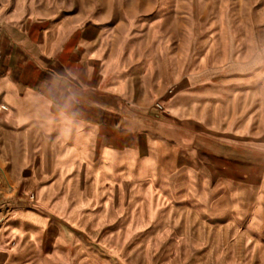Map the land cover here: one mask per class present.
Returning a JSON list of instances; mask_svg holds the SVG:
<instances>
[{
	"label": "rangeland",
	"instance_id": "374dc122",
	"mask_svg": "<svg viewBox=\"0 0 264 264\" xmlns=\"http://www.w3.org/2000/svg\"><path fill=\"white\" fill-rule=\"evenodd\" d=\"M64 4L101 26L108 81L147 107L135 127L172 131L179 105L198 117V135L184 137L198 136L197 169L189 183L158 170L133 185L119 171L107 188L87 178L56 193L50 178L24 187L25 163L0 159V264H264V168L253 162L264 158V0Z\"/></svg>",
	"mask_w": 264,
	"mask_h": 264
},
{
	"label": "crops",
	"instance_id": "0c3cea01",
	"mask_svg": "<svg viewBox=\"0 0 264 264\" xmlns=\"http://www.w3.org/2000/svg\"><path fill=\"white\" fill-rule=\"evenodd\" d=\"M66 1L72 0H0V146L16 148L14 158L0 159L25 163L24 187L50 178L56 193L79 192L87 178L98 190L107 188L119 171H131L133 185V178H150L158 170L180 183L194 180L198 117L184 119L189 108L179 105L171 108L181 118L172 131L163 124L154 130L145 123L143 131L135 127L133 119L147 107L126 99L108 81L101 26L71 12ZM194 131L196 142L185 141ZM261 154L253 162L264 168ZM185 155L190 165L183 164ZM19 214L33 225L47 222L34 211Z\"/></svg>",
	"mask_w": 264,
	"mask_h": 264
},
{
	"label": "built area",
	"instance_id": "2783aa9c",
	"mask_svg": "<svg viewBox=\"0 0 264 264\" xmlns=\"http://www.w3.org/2000/svg\"><path fill=\"white\" fill-rule=\"evenodd\" d=\"M158 107H160V105H158ZM5 108V107H4Z\"/></svg>",
	"mask_w": 264,
	"mask_h": 264
}]
</instances>
